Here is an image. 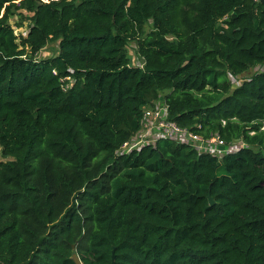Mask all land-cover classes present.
<instances>
[{"label":"trees","instance_id":"16d2710c","mask_svg":"<svg viewBox=\"0 0 264 264\" xmlns=\"http://www.w3.org/2000/svg\"><path fill=\"white\" fill-rule=\"evenodd\" d=\"M161 98L244 146L120 154ZM0 147V264H264V2L0 0Z\"/></svg>","mask_w":264,"mask_h":264},{"label":"built area","instance_id":"2783aa9c","mask_svg":"<svg viewBox=\"0 0 264 264\" xmlns=\"http://www.w3.org/2000/svg\"><path fill=\"white\" fill-rule=\"evenodd\" d=\"M49 3L50 0H41ZM260 2L261 0H254ZM144 63L140 65L143 67ZM159 140L173 141L179 144H187L197 149L200 153H209L222 156L226 153L234 152L237 145L227 147L220 135H212L209 139L194 134L188 129L180 127L170 119L169 108L164 99L143 108L141 129L130 142L124 144L119 153H130L146 145H156Z\"/></svg>","mask_w":264,"mask_h":264},{"label":"rangeland","instance_id":"374dc122","mask_svg":"<svg viewBox=\"0 0 264 264\" xmlns=\"http://www.w3.org/2000/svg\"><path fill=\"white\" fill-rule=\"evenodd\" d=\"M32 14H28L26 12H23L21 15L16 16L11 20V24L14 26L15 32L17 36H24L26 37L30 31V27L32 24ZM18 24H23L22 28H17ZM59 43L58 42H52L49 45H47L37 56L36 58L38 60H47L50 58H53L59 54ZM129 55L132 57V63L134 66H140L144 63V59L140 58L136 52V45L134 43L130 44L129 46ZM261 70V68H254L239 77H232L230 76V79L232 80V83L234 87H237L241 85L245 80L250 79L256 72ZM244 144L242 142H239L237 145L235 152H237ZM0 160H3V157L1 155V147H0ZM7 159H4L6 161Z\"/></svg>","mask_w":264,"mask_h":264},{"label":"water","instance_id":"95a60500","mask_svg":"<svg viewBox=\"0 0 264 264\" xmlns=\"http://www.w3.org/2000/svg\"><path fill=\"white\" fill-rule=\"evenodd\" d=\"M261 2L263 3L264 0H261ZM73 259H74V261H75L76 264H82L81 261H80V259H79V257H78V255L75 254L74 257H73Z\"/></svg>","mask_w":264,"mask_h":264}]
</instances>
